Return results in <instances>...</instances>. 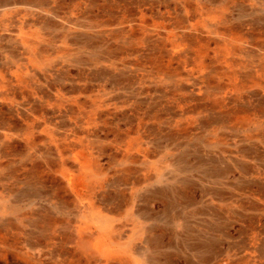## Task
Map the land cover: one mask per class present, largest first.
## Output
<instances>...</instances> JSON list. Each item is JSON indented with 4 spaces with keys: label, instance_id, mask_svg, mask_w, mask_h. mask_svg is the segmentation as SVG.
Wrapping results in <instances>:
<instances>
[{
    "label": "rangeland",
    "instance_id": "rangeland-1",
    "mask_svg": "<svg viewBox=\"0 0 264 264\" xmlns=\"http://www.w3.org/2000/svg\"><path fill=\"white\" fill-rule=\"evenodd\" d=\"M0 195V264H264V0H0Z\"/></svg>",
    "mask_w": 264,
    "mask_h": 264
},
{
    "label": "bare ground",
    "instance_id": "bare-ground-1",
    "mask_svg": "<svg viewBox=\"0 0 264 264\" xmlns=\"http://www.w3.org/2000/svg\"><path fill=\"white\" fill-rule=\"evenodd\" d=\"M61 169H62L61 170V172H62L64 169L63 166L61 167ZM62 175L65 178V174H63V172H62ZM67 183L70 185L72 183V178L68 179ZM12 190H13V188H12ZM47 195H48V192H47ZM96 215L97 214H95V216ZM95 219H97L96 221L98 222V225H100V226H102L103 223L108 222V219H103V216L95 217ZM44 220H46L47 222H51L53 220V218L48 217V215H47V216H44ZM114 227L115 226H110V224L106 225V227H104V229L106 230L105 231L106 233L102 234L101 239L97 243H92L90 239H82L81 238V239L77 240L78 242H76L75 244L78 246L77 248H78V250H80L81 254H79L78 257H75L74 256L75 254H70L69 257L66 258L67 261H63L62 263L63 264H94V262H95V264H97V263L103 262L104 264H109V263L119 262L122 264L126 260V261H128V264H129L128 258L124 257L121 253H122V251H127V250L128 251H134L135 248H134L133 243L128 241V242H125V243H122L121 245H119V244L114 243L115 241H113V242L109 241V240L105 241V239H104L105 236L107 235V233H110V235L113 234V232L115 231ZM6 228L4 227L5 230H7ZM138 233H139L138 234L139 236L142 235L143 230L142 229L138 230ZM107 238H108V236H107ZM147 242L148 241H144V243H146V244H147ZM143 246L145 248L144 250H140V251H138V253H135L136 254L135 264H175L173 262V260H169L168 258H166L168 255H166V257H158L156 249L154 247L149 248V246H147V245H143ZM204 253H205V250L203 251V254ZM66 254H68V253H66ZM170 255H171V253H170ZM187 258L188 257L184 258L186 261V264L189 263V260ZM192 260H194V259H192ZM191 264H207V263L205 261V258L201 259L198 257V259L194 260V262L192 261ZM209 264H213V262H210Z\"/></svg>",
    "mask_w": 264,
    "mask_h": 264
}]
</instances>
